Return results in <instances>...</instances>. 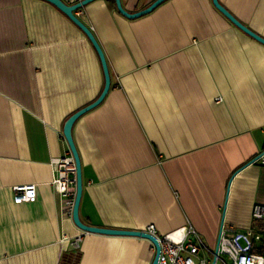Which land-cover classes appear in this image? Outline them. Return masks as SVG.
<instances>
[{
  "label": "crops",
  "instance_id": "obj_1",
  "mask_svg": "<svg viewBox=\"0 0 264 264\" xmlns=\"http://www.w3.org/2000/svg\"><path fill=\"white\" fill-rule=\"evenodd\" d=\"M68 4L79 0H63ZM154 0H121L129 12ZM264 37V0H218ZM110 74L103 101L71 134L82 172L79 219L158 233L186 225L210 245L257 228L264 203V44L212 0H164L128 18L110 0L74 10ZM104 76L85 33L45 0H0V264H150L149 240L87 232L62 213L53 159L66 118ZM220 98L218 101L217 98ZM36 184L32 201L12 187ZM80 236L78 248L70 239Z\"/></svg>",
  "mask_w": 264,
  "mask_h": 264
},
{
  "label": "built area",
  "instance_id": "obj_2",
  "mask_svg": "<svg viewBox=\"0 0 264 264\" xmlns=\"http://www.w3.org/2000/svg\"><path fill=\"white\" fill-rule=\"evenodd\" d=\"M219 101L220 98L218 97ZM264 164V150L254 159ZM54 176L51 185L60 196L62 213L72 216L75 197V163L69 152L52 161ZM36 184L12 187L16 202L32 201L36 197ZM251 215L257 228L246 232H227L221 227L213 249L191 225L169 233H158L149 223L141 231L153 235L159 244L156 264H264V203H255ZM80 236L70 239L78 248Z\"/></svg>",
  "mask_w": 264,
  "mask_h": 264
},
{
  "label": "water",
  "instance_id": "obj_3",
  "mask_svg": "<svg viewBox=\"0 0 264 264\" xmlns=\"http://www.w3.org/2000/svg\"><path fill=\"white\" fill-rule=\"evenodd\" d=\"M45 1H48L51 4H53L55 7H57L61 12H63L73 23H75L85 33V35L87 36V38L93 45L95 51L97 52V55L100 60L103 76H104V84H103L102 90L100 91L99 95L87 105L71 113L64 121L63 127H62L63 138L65 139L68 145L69 151L75 163V197H74L73 208H72L73 222L75 223L77 227L87 232L101 233V234H107V235L136 236V237H141V238L149 240L150 243L154 247V254H153L150 264H156L157 257L159 254V244H158L157 239L150 233L141 231L140 229H117V228L91 226V225L84 224L79 219L78 206H79V201H80L81 193H82V172H81L80 158H79L76 146L72 138L71 129H72L73 123L79 116L83 115L87 111L96 107L98 104H100L103 101L110 87V74H109L107 62L105 59V55L97 39L93 35L91 29L74 14V10L89 3L92 0H79L72 4H68L63 0H45ZM113 1L119 13H121L122 15L128 18H136L138 16H141L143 14L150 12L153 8H155L159 3H161L164 0H154L145 8L140 9L135 12H129L125 10L124 7L122 6L121 0H113ZM212 3L216 7V9L219 12H221L236 27H238L240 30H242L243 32L251 36L252 38L264 44V37L255 33L250 28H248L245 24L240 22L232 13H230L223 5H221V3L218 0H212Z\"/></svg>",
  "mask_w": 264,
  "mask_h": 264
},
{
  "label": "rangeland",
  "instance_id": "obj_4",
  "mask_svg": "<svg viewBox=\"0 0 264 264\" xmlns=\"http://www.w3.org/2000/svg\"><path fill=\"white\" fill-rule=\"evenodd\" d=\"M216 243L210 244V246L214 249L215 248ZM74 261L71 262V264H73Z\"/></svg>",
  "mask_w": 264,
  "mask_h": 264
},
{
  "label": "trees",
  "instance_id": "obj_5",
  "mask_svg": "<svg viewBox=\"0 0 264 264\" xmlns=\"http://www.w3.org/2000/svg\"><path fill=\"white\" fill-rule=\"evenodd\" d=\"M111 2L113 1V0H110ZM114 2V1H113ZM71 262H72V259L71 258H69L68 259V263H66V264H71Z\"/></svg>",
  "mask_w": 264,
  "mask_h": 264
}]
</instances>
